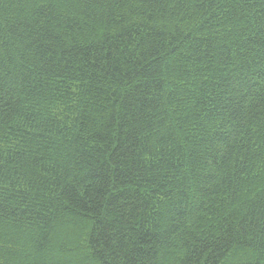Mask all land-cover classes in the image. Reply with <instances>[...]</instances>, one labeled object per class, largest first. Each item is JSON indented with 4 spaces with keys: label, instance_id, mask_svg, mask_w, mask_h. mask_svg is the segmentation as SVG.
Returning <instances> with one entry per match:
<instances>
[{
    "label": "trees",
    "instance_id": "1",
    "mask_svg": "<svg viewBox=\"0 0 264 264\" xmlns=\"http://www.w3.org/2000/svg\"><path fill=\"white\" fill-rule=\"evenodd\" d=\"M0 264H264V0H0Z\"/></svg>",
    "mask_w": 264,
    "mask_h": 264
}]
</instances>
